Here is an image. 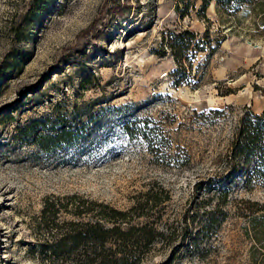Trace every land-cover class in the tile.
<instances>
[{"label": "rangeland", "instance_id": "rangeland-1", "mask_svg": "<svg viewBox=\"0 0 264 264\" xmlns=\"http://www.w3.org/2000/svg\"><path fill=\"white\" fill-rule=\"evenodd\" d=\"M30 1L0 0V264H41L30 247L46 197L78 193L126 209L153 184L170 193V222L186 216L197 227L189 216L217 203L226 214L211 243L201 244L202 257L177 252V238L157 244L144 264L174 253L172 264L260 260L241 211L245 200L264 203V187L234 182L222 202L205 186L227 172L244 109L264 110L260 9H224L216 0L203 10V0H45L25 13ZM185 29L192 44L182 51L175 40L171 48V31ZM126 103L135 105L119 108ZM56 115L84 123L86 134L42 151L27 127ZM135 117L162 128L170 157L126 135L123 123Z\"/></svg>", "mask_w": 264, "mask_h": 264}, {"label": "trees", "instance_id": "trees-1", "mask_svg": "<svg viewBox=\"0 0 264 264\" xmlns=\"http://www.w3.org/2000/svg\"><path fill=\"white\" fill-rule=\"evenodd\" d=\"M44 1L31 0L25 13L40 11L39 4ZM216 2L224 9L233 8L234 11H238L243 3L253 5L261 11L259 18L263 20L264 28V0ZM207 3L208 0H203L200 9L203 10ZM170 36V47H173V41L181 40L182 51H186L195 39L193 30L187 29L177 34L171 31ZM196 46L194 43V48ZM133 105L126 103L119 108ZM86 127L84 123L73 127L63 115H56L34 121L27 130L33 134L34 142L42 151L50 152L79 142L86 134ZM123 129L130 139H143L151 153L163 157L172 155L169 137L151 117L126 120ZM227 163L228 169L224 175L209 177L205 181L206 189L214 190L218 201H225L234 182L240 183L244 189L264 187V110L255 113L249 108L244 109L227 155ZM170 199L169 191L161 184H153L137 194L133 204L126 209L78 193L48 196L35 223L39 234L31 243L30 251L38 255L41 264H144L157 244L168 246L179 238L174 246L177 252L185 248L196 251L202 257L204 247L201 244L204 241L208 245L211 243L226 213L219 203L215 208L204 209L201 213L195 211L189 218L194 222L198 218V226L191 228L186 216L182 217L184 224L163 218ZM245 203L247 207L241 212L250 223L254 242L258 244L261 255V259L253 261V264H264V243L261 239L264 236V203L250 200H245ZM174 256L175 253L157 264H172Z\"/></svg>", "mask_w": 264, "mask_h": 264}]
</instances>
